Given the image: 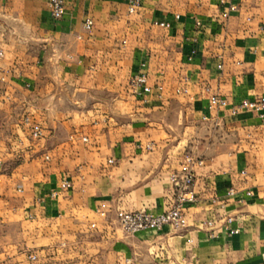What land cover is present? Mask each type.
I'll use <instances>...</instances> for the list:
<instances>
[{"label": "crops", "instance_id": "1", "mask_svg": "<svg viewBox=\"0 0 264 264\" xmlns=\"http://www.w3.org/2000/svg\"><path fill=\"white\" fill-rule=\"evenodd\" d=\"M47 1L0 0V205L27 225L13 264H264V123L230 111L264 97V0H227L228 17L220 0H141L132 14L127 0H66L60 20ZM139 70L162 99L133 95ZM206 87L228 105L210 109ZM185 155L197 160L185 229L126 235L115 212L165 210ZM228 216L237 233L221 227Z\"/></svg>", "mask_w": 264, "mask_h": 264}, {"label": "built area", "instance_id": "2", "mask_svg": "<svg viewBox=\"0 0 264 264\" xmlns=\"http://www.w3.org/2000/svg\"><path fill=\"white\" fill-rule=\"evenodd\" d=\"M220 3L224 5L222 11L223 17H228L230 11L236 10L234 4L228 3L227 0H220ZM141 5V0H127V12L129 14L135 13ZM66 0H48L47 9L49 16L54 20H60L65 15ZM180 15L174 14L173 19L179 20ZM154 25L162 28H171L170 20L153 21ZM93 25V20L91 17H86L83 22V27L85 30H90ZM195 25L197 30L201 25V22L197 19L195 20ZM197 37L192 36L187 39L188 44H190L189 56L190 59L196 53L195 43L197 42ZM4 56V51L0 47V59ZM217 69H222V63L218 62L216 65ZM128 86L131 89L133 95L138 98L145 99L147 95H154L158 99H162L164 96V86L162 83H156L152 85L149 82L147 74L139 70L131 75ZM187 91L186 87L177 88L176 93H185ZM207 92V102L210 109H220L228 105V101L217 93L211 92L208 87L205 88ZM232 115H236L241 112H253L256 116L264 123V97L256 96L252 98H245L230 107ZM206 118V115L203 116ZM22 123L28 127L29 135L32 140H38L43 137L42 126L33 120L30 116L24 115L22 118ZM150 148L149 145L146 146ZM48 159V156L45 157ZM192 156L185 155L184 161L180 164V168L172 172L169 176V180L172 184V199L168 204L167 208L160 213H152L142 209L138 210H118L115 212V221L118 227L126 235H134L142 231L159 232L164 226H167L172 233H178L185 229L186 227V217L185 209L187 205L194 203L197 200L193 190L191 189L194 183V173L192 170L193 164L196 162ZM112 163V159L108 160ZM71 187V183L68 180H62L59 185L60 190H68ZM56 194V191L53 192ZM237 191L230 187L227 191V196H234ZM246 196L253 195L252 190H246L244 192ZM238 203H244L243 195H238L236 197ZM98 212L101 215H105V211L99 209ZM232 222L231 217H227L221 227L227 229L230 233H237V228L230 227ZM203 227L208 231L210 237H217L218 230L215 225L214 220H206L202 223ZM95 227V223L91 224ZM29 258L35 260L36 256L30 254Z\"/></svg>", "mask_w": 264, "mask_h": 264}, {"label": "rangeland", "instance_id": "3", "mask_svg": "<svg viewBox=\"0 0 264 264\" xmlns=\"http://www.w3.org/2000/svg\"><path fill=\"white\" fill-rule=\"evenodd\" d=\"M26 228L27 225L22 224L14 216L12 220L5 218L3 206L0 205V264H13L17 255L24 251L27 240Z\"/></svg>", "mask_w": 264, "mask_h": 264}]
</instances>
